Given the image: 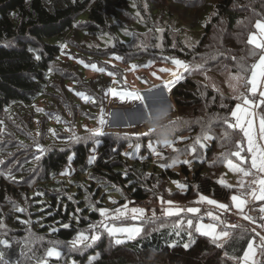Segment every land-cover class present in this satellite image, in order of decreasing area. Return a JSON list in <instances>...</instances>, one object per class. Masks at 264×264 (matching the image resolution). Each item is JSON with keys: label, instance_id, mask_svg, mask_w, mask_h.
<instances>
[{"label": "trees", "instance_id": "obj_1", "mask_svg": "<svg viewBox=\"0 0 264 264\" xmlns=\"http://www.w3.org/2000/svg\"><path fill=\"white\" fill-rule=\"evenodd\" d=\"M161 1L0 0V118L11 107H28L45 91L53 90L49 70L62 52L61 44L73 47L66 38L78 34L84 36L78 47L93 48L89 56L96 55L98 60L112 56L122 64L133 62L138 66L150 61L165 63L171 56L189 65H203L208 69L205 73L189 71L172 84L177 117L171 130L177 134L180 131L175 128L181 127L193 132L190 145L202 130L211 128L215 136L202 141L206 146L197 145L198 158L191 155L192 163H180L179 171L159 166L150 157L126 156L123 150L130 138L119 135L100 137L93 163H89V156L94 141L52 148L38 162L39 175L30 188H11L15 206L6 208L7 194L0 189V219L5 225L0 228V240L9 244H0V264H38L41 259L47 264H67L69 257L79 264H218L220 256L234 261L243 256L251 242L250 234L243 239L234 236L218 241L223 246L217 247L211 238L193 231L192 242L185 248V241H189L185 232L177 235L169 227L147 226L141 234L119 245L104 234L84 255L72 252L59 259L46 255L52 241L62 249L79 233L89 232V225L99 221L98 210L112 195L122 201L123 197L143 201L165 194L183 201L202 194L228 203L237 191L235 186L218 182L223 166L215 161L227 151L220 146L225 131L220 121L230 116V110L241 101L234 95L249 94L248 85L247 89L242 85L258 56H248L254 45H248L247 38L255 20L264 16V0H210L199 7L198 0H193V9L198 7L193 19L172 12L171 0L165 1L166 6ZM186 28H202L192 45L182 39ZM255 51L259 53L260 49ZM35 55L41 59L36 60ZM233 56L249 66L239 81L233 79L239 67ZM113 77L121 80L116 71ZM110 80L109 76L105 82ZM241 152L246 155L243 148ZM70 157L76 171L66 178L61 172L69 165ZM181 179L185 192L170 193L169 183ZM16 207L24 211L17 212ZM258 253V264H264V251ZM90 254L95 259L86 263Z\"/></svg>", "mask_w": 264, "mask_h": 264}, {"label": "rangeland", "instance_id": "obj_2", "mask_svg": "<svg viewBox=\"0 0 264 264\" xmlns=\"http://www.w3.org/2000/svg\"><path fill=\"white\" fill-rule=\"evenodd\" d=\"M153 1L162 2L161 0ZM163 1V5L166 6V0ZM171 1L173 2V6H169V9L172 12L176 14L180 13L181 17L193 19V12H195V9L200 5H206L210 0L196 1L198 7H195V9H193V0ZM201 31L202 28L194 30L186 28L184 32L181 33V36L185 43L192 45L198 40ZM255 32L256 30L254 28L248 36ZM83 38L84 36L78 34L73 36L69 35L66 38L73 47L67 44L66 48L61 47L62 52L51 66V71L49 72V85L53 87L52 91H45L42 97L38 98L28 107L17 105L11 107L5 111L0 118V122H2L0 123V130H2L0 132V189L4 194H7L6 201L8 204L5 205L7 209L16 205L11 197L13 193L11 188H14V191L30 188L36 176L39 175L37 164L40 160L36 161L34 158L35 155L40 154L42 158V156L52 148H66L76 141H94L93 147L90 148V156H92L96 155V147L100 143L99 139L101 136L113 134L129 137L130 142L127 143L123 150L125 154H128L126 156L141 159L150 157V159L155 161L159 166H169L176 171H179V165L182 161L190 160L191 154H187L183 150L190 151L193 146L190 145L193 142V132L181 127L175 128L176 131H180L177 134H174L171 130L173 127L172 122L175 121L177 113L171 97V90L174 85H172L173 83L169 84V80L171 79L170 73L177 70L176 66L172 64L171 61L177 58L167 56L165 63L150 61V63L147 62L138 66L133 62L122 64L121 60H114L112 56L98 60L96 55L89 56L90 53H93V48L85 50L83 49V45H81L80 48L78 47V45L83 42H81ZM50 40L53 41L52 39ZM78 49H81V53L85 55L81 56ZM86 55L90 58H87ZM258 62L259 57L256 59L255 63ZM92 65L96 67L93 68ZM100 69H103V71H100ZM115 71L119 74L121 80H117V78L113 77V72ZM109 76L111 77L110 83L105 82L108 80ZM250 78L251 71L248 75V79ZM99 84V88H95V85ZM247 90L249 94H244V96L255 100L256 106L254 108H248L247 110L254 113L252 135L254 139H258L259 121L261 117L264 116V104H261V98L259 97V92L264 90V77H258V91L256 96H253L251 93V85H248ZM113 91L116 93H133L136 95L124 96L122 98L120 95H112ZM91 96L94 97L92 101V98H90ZM239 103H241L242 107H245L242 101ZM37 109L40 111H37ZM101 117H103L105 121L102 132L99 135L93 136L91 132L101 127L99 125ZM153 128L156 130L155 132L152 131ZM202 128L204 129V127ZM149 130L151 131V135H145ZM53 131L55 135H53ZM37 133H39V135ZM73 137H78L79 139L75 140ZM140 138H144V141L140 142ZM170 141H177L174 144L177 151H173L172 148L165 146V143ZM35 142H38L45 149L42 154L37 153ZM259 142L264 143V141ZM149 143L156 148L160 155H156L148 149ZM137 144L140 145L138 151L135 149ZM129 145H132V147H129ZM242 148L246 152V139L243 142ZM242 154L245 155L243 152ZM71 159L70 157L69 165L61 172L68 173V175L61 174L66 178L72 177L76 171L71 163ZM232 159L238 166L247 167L250 164V160L247 164H243L238 161L237 158ZM186 165L189 166L188 164ZM9 170H11L12 177L15 176L19 178V181L16 182L13 181L12 178H8ZM252 179L253 177L251 176L244 177L241 173L234 172L224 166L219 175V180H223L225 184L237 188V191L232 194H239L240 191H242L239 184L241 180L245 182V187H247ZM178 184L183 187H178ZM185 187L184 181L181 179L169 183L168 191L170 193L177 191L181 194L185 192ZM199 195L200 194L196 195L194 198L183 201L170 198L165 194H155L143 201H137L126 197H123L122 201L119 200V196L112 195L106 200V205L104 207V209L108 210L109 218L105 220V218L100 216L99 221L105 220L109 226L113 227L140 226L142 229L144 226L150 228L169 227L173 229V222H175L179 233L185 232L189 239L188 232L191 231L193 234L194 228H187L186 221L188 218L193 219L194 226L200 223L205 225L215 223L216 230L219 233L226 225L221 224L219 221H213L208 213L211 212L214 215H219L221 220H225L227 224H231L228 215L229 213H233L238 218L236 224H240L248 229L247 234L251 235L250 243L254 245L253 254L248 264H258V251L261 250V247L257 234H264V228H261V224H264V221L260 219V214L257 211H251L250 209L254 207L258 208L260 203L254 202L246 206V213L253 216L255 219L254 223H250L241 218L235 206L231 203L230 198L228 203L215 199L218 202L230 205V211L221 213V211L216 209L213 205L196 203ZM160 197H163L164 201L173 202L170 210L184 211H182L178 217L162 216V207L164 209H169V205L166 203L162 205ZM205 197L211 198L209 196ZM113 200L116 201L115 204L111 202ZM123 205H127L128 209L133 207L144 209L146 212L144 221H132L128 218L112 220L111 217L116 215L115 210L121 209ZM188 207H198L200 211L196 214L187 213L186 209ZM153 210L158 219L155 223H150L148 222V218L152 216ZM181 221L184 223L181 224ZM92 231L93 230L90 229L89 232L84 234L90 236ZM100 233V238L104 234H107L103 232L102 229ZM234 236H240L239 231H236ZM117 238L122 239L124 242L131 240L126 236H121L113 237L114 242ZM185 244H189V241H185L184 245ZM94 245L95 244H93V246ZM79 247L82 248L83 251H77L71 246V243L57 250L61 252V256L72 252L78 255H84L85 252L92 248H84L82 244L79 245ZM246 251L247 248L245 252ZM93 257L94 254H90L86 259V263L90 262ZM243 257L244 254L239 260L234 261L220 256L218 264H245ZM67 264H79V262L69 257L67 259Z\"/></svg>", "mask_w": 264, "mask_h": 264}, {"label": "snow or ice", "instance_id": "obj_3", "mask_svg": "<svg viewBox=\"0 0 264 264\" xmlns=\"http://www.w3.org/2000/svg\"><path fill=\"white\" fill-rule=\"evenodd\" d=\"M139 16V13H137ZM254 28L256 30L255 33L251 34L247 38V44L248 45H254L253 49H250L248 51V56L255 58L259 57L258 63H253L251 65L250 71H251V78L246 79L244 81V84L242 85L245 89H247V85H251V93L253 96H256L258 91V77H264V16H262L259 19L255 20ZM258 33V35H257ZM259 37V38H258ZM62 48H66L67 45H61ZM255 49H260V52L257 53ZM30 51H32L30 49ZM233 61H237V58L235 56L231 57ZM36 60H40V55H35ZM116 59H119V57H116ZM239 64V67L237 69V73L233 75V79L239 81L241 80V74H246L249 70V66L244 61H237ZM172 64H174L177 68L176 71H172L170 73L171 79L169 80V84L174 83L181 79L182 74L193 71V72H201L205 73L208 69H205L203 65H189L180 59H172ZM93 68H95V65H92ZM135 67V66H133ZM227 70V69H226ZM51 71V69L49 70ZM100 71H103V69H100ZM163 71V69H162ZM234 91H237V89L234 88ZM112 95H120L122 98L124 96H133L136 94L133 93H116L112 92ZM259 97L261 98V104H264V90L259 92ZM234 99H238L242 101V104L245 107L241 106V103H237L235 105L234 110H230V116L226 115L222 118L220 121L221 126H225V131L221 136V144L220 146L222 148H226L227 151L223 152L221 157L217 158L215 163L220 164L228 169L233 170L234 172L241 173L244 177H253V179L248 183L247 187H245V182L241 180L239 182L240 188L242 191H240L239 194H232L230 196L231 203L235 206L236 210L238 211L239 215L242 219L249 221L250 223H254L255 219L253 216L246 213L245 208L250 203H260V206L258 208H252L251 211H257L260 214V219L264 221V143H260L259 141H264V116L261 117L259 121V138L254 139L252 135V129L254 124V113L251 111H248V108H254L255 100H253L250 97L237 94L234 95ZM37 111H40L37 109ZM59 122V121H58ZM2 123V122H0ZM39 123V122H37ZM105 121L103 117L99 120L100 128L93 130L91 132V135L96 136L101 134L102 127L104 125ZM238 129L239 131H235ZM233 130V131H229ZM2 131V130H0ZM52 131V130H50ZM240 133H243V137L240 136ZM39 135V133H37ZM53 135H55L53 131ZM145 135H151V131L149 130ZM73 139L78 140V137H73ZM182 139V138H181ZM215 139V136L212 135V130L209 128L207 131L202 130L201 136L197 137L194 141L193 146L189 150H183L187 154L193 155V158H198L196 156L197 152V145H202V141L207 140H213ZM247 141V155H243L241 152V148L243 145L244 140ZM177 141H170L166 142L165 146L172 148L173 151H177L174 147V144ZM129 147H132V145H129ZM35 148L37 153H43L45 149L38 143L35 142ZM140 148V145L137 144L135 146V149L138 151ZM148 149L155 153L156 155H160L159 152H157L156 148L153 147L151 143L148 144ZM128 155V154H126ZM237 158L238 161L242 162L243 164H247V162L250 160V164L245 166H238L237 163H234L232 158ZM35 160L39 161L41 156L40 154L35 155ZM96 160V156L92 155L89 158V163H93ZM181 163L190 165L192 161L190 160H184ZM62 175H68V173H61ZM8 178L14 179L11 174V170L8 172ZM221 185H224L223 180L218 181ZM178 183V182H177ZM178 187H183L182 185L178 184ZM71 199V197H70ZM113 204L116 203V201H111ZM160 202L162 205L165 203L169 205V209H164L162 207L161 213L162 216L165 217H173V216H179L182 211L184 210H170L171 205L173 204L172 201H164L163 197H160ZM198 204L206 203L208 205L215 206L216 209H219L221 213H227L230 211V205L225 204L223 202H218L215 199L207 198L204 195L200 194L198 197V200L196 201ZM15 211L17 212H23V208L16 207ZM93 211H96L95 208H93ZM99 215L105 220H107L108 217V210L104 208H100ZM116 215L111 217L112 220L121 219V218H128L132 221H144V217L146 216V212L142 208L133 207L131 209H128L127 205H123L121 209H117ZM200 211L198 207H188L186 209L187 213L196 214ZM209 217L213 221H219L221 224H225L226 227H224L219 233L216 230V224L210 223L208 225H205L203 223L197 224L194 226L193 219L188 218L187 228L193 229L197 233H200L201 235L210 237L214 243H216L217 247H222L223 245L221 243H218V241H223L228 238L234 237V233L236 231H239L240 238H245L248 233V229L240 224H227L225 220H221L219 215H214L213 213H208ZM157 216L155 211L153 210L152 216L148 218V222L155 223L157 221ZM105 220H101L97 222L96 224H90L89 229L93 230L92 234L86 235L84 233H79L77 237L71 242V246L76 249L77 251H83L82 248L79 247V245H83L84 248H90L95 244L96 241L100 239L101 233L100 230L102 229L103 232H106L109 237H121L126 236L128 239H133L136 236H138L142 231V227L140 226H125V227H113L109 226L108 223L105 222ZM181 224L184 222L181 221ZM5 227L3 220L0 219V228ZM62 227L68 228V224H63ZM261 228H264V224H261ZM53 232L56 231V229L52 230ZM173 231L178 235L179 231L177 229V226L175 222H173ZM7 233H5L6 235ZM259 238V245L261 247V251H264V234H257ZM189 236V242H192V232H188ZM124 241L120 238H117L115 240L116 244H121ZM52 247L48 248L46 250V255L49 258H55L59 259L61 257V252L57 250V241H52ZM0 244H2L4 247H8V241L7 240H0ZM174 246V245H169ZM185 248L189 247V244L184 245ZM253 248L254 245L252 243L247 244V251L244 253V262L245 264H248L252 254H253ZM95 259V257H93ZM38 264H47V260L41 259L38 260ZM91 264V262H90Z\"/></svg>", "mask_w": 264, "mask_h": 264}, {"label": "built area", "instance_id": "obj_4", "mask_svg": "<svg viewBox=\"0 0 264 264\" xmlns=\"http://www.w3.org/2000/svg\"><path fill=\"white\" fill-rule=\"evenodd\" d=\"M228 219L231 224H235L238 221V218L233 213H229Z\"/></svg>", "mask_w": 264, "mask_h": 264}, {"label": "clouds", "instance_id": "obj_5", "mask_svg": "<svg viewBox=\"0 0 264 264\" xmlns=\"http://www.w3.org/2000/svg\"><path fill=\"white\" fill-rule=\"evenodd\" d=\"M152 131L155 132L156 130L153 128Z\"/></svg>", "mask_w": 264, "mask_h": 264}]
</instances>
